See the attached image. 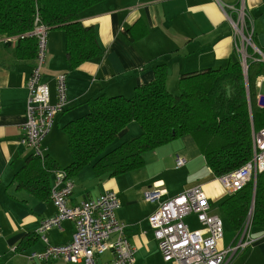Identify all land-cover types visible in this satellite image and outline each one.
Returning a JSON list of instances; mask_svg holds the SVG:
<instances>
[{"label": "crops", "instance_id": "1", "mask_svg": "<svg viewBox=\"0 0 264 264\" xmlns=\"http://www.w3.org/2000/svg\"><path fill=\"white\" fill-rule=\"evenodd\" d=\"M240 2L251 20L253 43L264 55V0H102L82 11L78 18L83 26L92 28L102 54L73 69L67 63L63 30H48L41 81L48 85L50 101L54 103L55 79L65 74L67 102L39 145L47 158L56 167L69 165L71 153L62 128L88 112L89 98L99 94L131 97L136 86L152 80L157 65L165 66V87L175 94L183 74L223 67L239 59L238 40L219 4L238 6ZM233 11L230 13L235 17ZM16 46L15 39L4 42L0 38V264H74L62 258L46 262L27 259L30 253L45 249L37 229L41 220L55 215L56 208L44 196L45 184H38L40 179L15 178L32 153L19 142V126L26 119L25 83L34 65V58L25 56ZM139 128L132 121L113 141L128 135V139L135 137ZM150 153L149 164V158L144 157ZM177 155L184 157L186 164L176 167ZM143 158L141 168H145L140 172H136L138 168L102 179H98L91 164L83 166L70 177L74 187L68 203L75 206L107 190L115 191L119 201L115 218L125 225L124 236L135 248L134 264H172L163 260L150 229L147 216L156 204L144 201L143 191L156 182L165 189L163 197L167 198L199 186L214 214L211 202L221 203L228 194L209 171L190 135L145 152ZM169 170L175 174L167 175ZM52 181L53 173H48V183ZM73 231V222L65 220L62 229L52 228L44 234L50 244L64 245L70 242ZM249 234L252 242L236 252L228 264H264V232L251 236L249 229ZM231 236L225 242L223 234L219 247L235 244L240 237L235 233ZM109 255L103 254L99 261L109 260Z\"/></svg>", "mask_w": 264, "mask_h": 264}, {"label": "trees", "instance_id": "2", "mask_svg": "<svg viewBox=\"0 0 264 264\" xmlns=\"http://www.w3.org/2000/svg\"><path fill=\"white\" fill-rule=\"evenodd\" d=\"M100 1L0 0V38L15 39L18 51L34 58L37 40L30 32L38 17L47 31L63 30L69 69L76 68L102 54L92 28L78 19L82 11ZM246 75L245 81L237 59L223 67L183 74L179 92L173 94L165 87V66L157 65L152 80L136 86L131 97L99 94L89 98L88 112L62 128L71 153V162L62 169L71 177L91 164L98 179L114 177L141 168L145 152L185 135L195 140L215 177L239 168L251 155L252 129L264 127V106L255 100V81L264 75V61L248 59ZM132 121L139 125V134L106 150ZM42 159L31 154L15 178L40 179L37 182H44V196H48V173L60 167L46 154ZM220 202L237 237L248 220L251 236L264 232V171L257 174L254 184L248 182Z\"/></svg>", "mask_w": 264, "mask_h": 264}, {"label": "built area", "instance_id": "3", "mask_svg": "<svg viewBox=\"0 0 264 264\" xmlns=\"http://www.w3.org/2000/svg\"><path fill=\"white\" fill-rule=\"evenodd\" d=\"M226 19L233 28L238 43L236 50L246 79L248 59L264 61V55L253 43L251 20L242 2L238 6L219 4ZM234 10V11H233ZM236 13L235 17L230 12ZM36 17L34 28L30 32L37 40V51L32 71L26 80L28 95L26 99V119L19 126V142L32 151L31 154L43 160L45 152L39 146L51 131L54 118L66 105L65 74L55 79L56 101L51 103L50 91L41 81V68L46 55L47 28ZM12 38H1L7 42ZM248 46L253 48L249 52ZM255 86L259 89L256 102L264 106V75L256 78ZM251 155L239 168L220 176L218 182L227 194L233 193L248 182L255 183L257 174L264 171V127L251 132ZM186 164L184 157H175V166ZM53 181L50 185L49 199L56 208L52 217L41 220L37 233L45 243L42 252H32L28 260L50 261L65 259L74 264H134V246L124 236L125 225L115 218L119 207L117 193L107 190L98 197L89 198L79 204L71 205L68 198L74 183L62 168L51 170ZM212 173V171L209 169ZM195 186L173 197L164 198L166 191L162 185L154 182L143 191V199L149 204H156V209L147 216V220L157 242L160 254L165 262L172 264H228L230 258L248 246L250 238L249 220L240 233L239 240L226 248H220L223 237V222L219 215L211 211L208 198ZM194 213L202 224L201 229H190L185 222L188 214ZM65 220L73 222L74 231L70 242L52 245L48 242L46 231L52 228L62 229ZM109 253L110 259L99 261L100 256Z\"/></svg>", "mask_w": 264, "mask_h": 264}, {"label": "rangeland", "instance_id": "4", "mask_svg": "<svg viewBox=\"0 0 264 264\" xmlns=\"http://www.w3.org/2000/svg\"><path fill=\"white\" fill-rule=\"evenodd\" d=\"M250 49L253 50V48H252L251 46H248L247 50H248L249 52H250ZM178 92H179V91L176 90L174 93L177 94ZM62 125H63V124H62ZM62 125H59V131H60V132L62 131V130H61V126H62ZM62 134H63V133H62ZM132 136H133V135H132ZM128 137H130V135H128L126 138H121V137H119L118 139L121 138V140H123V139H128ZM131 138H132V137H131ZM118 139H116L115 141L111 142V144H110L109 146H107L106 150H110V149L116 147V146L119 144V142H121V140H118ZM129 139H130V138H129ZM151 156H152V154L150 153V155H145V157H144L145 159H146L147 157L149 158V164L152 162V157H151ZM144 168H145V167H142V168L138 169L136 172H140V171L143 170ZM173 174H175L174 171H171V170L167 171V175L172 176ZM211 206H212V208L215 209V214L219 215L220 218H221V220H222V222H223V227H224V232H223V234H224V238H223V239H224V241H225V242L230 241L229 238L232 237L231 235L234 234V232L231 230V227L228 226V223L226 222L225 216H224V214H222L223 212L220 210V203L213 204V203L211 202ZM185 222L188 224L189 228L192 229V230H194V229H201L202 224L199 223V221L197 220V216L194 215V213L189 214V215L185 218Z\"/></svg>", "mask_w": 264, "mask_h": 264}]
</instances>
